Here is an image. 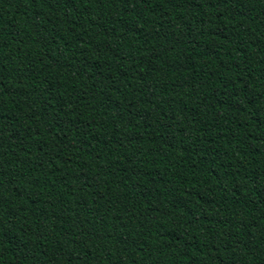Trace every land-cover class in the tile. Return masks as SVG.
<instances>
[{"label": "trees", "instance_id": "1", "mask_svg": "<svg viewBox=\"0 0 264 264\" xmlns=\"http://www.w3.org/2000/svg\"><path fill=\"white\" fill-rule=\"evenodd\" d=\"M0 264H264V0H0Z\"/></svg>", "mask_w": 264, "mask_h": 264}]
</instances>
